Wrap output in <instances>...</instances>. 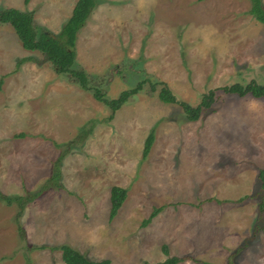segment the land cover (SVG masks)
Returning <instances> with one entry per match:
<instances>
[{"label":"rangeland","instance_id":"1","mask_svg":"<svg viewBox=\"0 0 264 264\" xmlns=\"http://www.w3.org/2000/svg\"><path fill=\"white\" fill-rule=\"evenodd\" d=\"M75 2L0 9L29 11L36 33L57 34ZM250 5L95 0L74 66L109 99L141 81L115 110L0 23V192L32 195L0 199V264H65L61 244L109 264H264V95L222 89L264 84V25ZM162 86L190 106L213 99L188 119L158 98ZM114 185L126 196L110 218Z\"/></svg>","mask_w":264,"mask_h":264},{"label":"trees","instance_id":"2","mask_svg":"<svg viewBox=\"0 0 264 264\" xmlns=\"http://www.w3.org/2000/svg\"><path fill=\"white\" fill-rule=\"evenodd\" d=\"M251 5L249 12L264 25V7L261 0H250ZM95 5V0H76L75 5L72 9V13L66 22L63 24L61 30L57 34H53L46 30H41L36 33L32 22V14L29 11H22L14 7H7L0 9V23H9L18 38L21 40L22 46L29 50H39L43 53L45 58L52 62L53 66L59 73H68L73 77L74 81L79 84V86L85 90L92 92L94 98L99 101L106 102L112 110L117 109L121 106L122 102L127 99V96L131 93H135L140 88L141 81H139L130 90H124L120 93L117 98H107L101 89L92 83L95 77H89L86 72L80 68L74 66L75 63V41L77 37V32L84 25V22L90 13L91 9ZM24 59V58H23ZM0 80V85H1ZM222 89L226 92H234L238 95H253L260 97L264 95V84H259L254 80L242 85L240 83H232L230 85H225ZM158 98L163 102L177 103L181 105L185 115L188 119L196 120L201 113L202 106L208 107L210 101L213 99V92L203 96L200 101V105L190 106L184 101L176 100L171 93V91L166 87L162 86L158 92ZM152 143V134L147 136L144 145V155L147 153L150 144ZM264 168L259 171V177L261 180V188L264 189V178H263ZM59 176V173H54V179ZM38 191L35 192V195ZM32 196V195H31ZM31 196L23 197L18 196H7L0 192V199L4 200L7 204L11 202H18L21 204L23 200H30ZM126 196V188L120 186H112L110 189V212L109 217L112 218L119 207L121 206L123 200ZM263 200L259 207L264 210V197L261 196ZM160 207L155 208L149 215V217H154ZM145 219L144 222H147ZM43 247H45L43 245ZM56 248L61 250V259L65 264H109V260H91L83 255L78 250L72 248L67 244H61L56 246ZM165 249V248H164ZM190 257L185 256H167L163 261L155 262L152 264H178L179 262L186 260ZM142 264H151L144 262Z\"/></svg>","mask_w":264,"mask_h":264}]
</instances>
